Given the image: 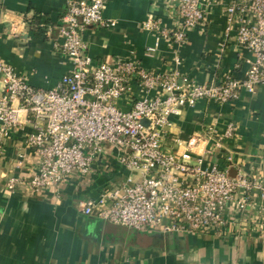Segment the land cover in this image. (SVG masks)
Wrapping results in <instances>:
<instances>
[{
	"label": "built area",
	"instance_id": "2783aa9c",
	"mask_svg": "<svg viewBox=\"0 0 264 264\" xmlns=\"http://www.w3.org/2000/svg\"><path fill=\"white\" fill-rule=\"evenodd\" d=\"M168 1L179 26L163 28L160 19L149 15L142 29L183 46L187 32L205 21L204 3L210 0ZM106 2L68 1L55 27L52 48L70 68L51 88L31 85L0 57V160L4 138L25 124L31 128L25 145L37 157L34 170L25 177L9 178L5 190L13 192L24 185L40 192L61 186L73 175L86 179L98 157L114 149L120 153L119 163L140 172L141 178L129 186L106 188L97 199L79 198L80 212L137 231L225 236L232 218L243 216L250 204L264 208V180L252 178L240 167L230 174V167L216 160L206 164L214 153L194 151L199 137L175 139L176 150H168L164 134L171 117L200 100L227 104L264 86V0L224 3L226 35L234 33L235 42L250 57L243 59L245 70L240 76L229 74L217 85L198 83L178 70L168 74L146 70L133 60L95 62L83 33L89 27L115 25L103 15ZM16 29L11 27L14 36ZM134 85L138 95L124 110L117 101L132 94ZM232 131L229 125L222 137H230ZM221 138L209 131L203 142L220 149Z\"/></svg>",
	"mask_w": 264,
	"mask_h": 264
},
{
	"label": "crops",
	"instance_id": "0c3cea01",
	"mask_svg": "<svg viewBox=\"0 0 264 264\" xmlns=\"http://www.w3.org/2000/svg\"><path fill=\"white\" fill-rule=\"evenodd\" d=\"M68 1L0 0V57L35 87L51 88L70 68L52 48L55 27ZM226 2L204 3L205 21L187 32L183 46L142 29L149 15L160 19L163 28L179 26L168 0H107L103 15L115 25L89 27L83 39L95 62L133 60L146 70L163 74L178 70L198 83L217 85L229 74L240 76L245 70L243 59L250 57L237 45L234 33L226 35ZM13 25L17 27L15 36L11 34ZM155 43L154 51L148 53ZM137 95L134 85L132 94L119 99L117 105L128 110ZM229 125L232 134L224 138ZM209 131L216 139L222 137L220 149L203 142ZM30 132L25 124L4 138L0 264H264V208L259 204H250L243 216H233L229 233L222 237L137 231L80 212L76 207L79 198L97 199L106 188L129 186L141 178L140 172H131L119 163L120 153L114 149L98 157L86 179L73 175L57 188L33 192L20 185L7 192L9 178L28 176L36 167V154L25 145V134ZM192 137L201 140L194 148L196 153L213 151L206 164L216 160L220 166L230 167V174L240 167L252 178L264 180V86L252 94L242 93L231 103L200 100L184 108L171 117L164 146L174 151L175 139Z\"/></svg>",
	"mask_w": 264,
	"mask_h": 264
},
{
	"label": "water",
	"instance_id": "95a60500",
	"mask_svg": "<svg viewBox=\"0 0 264 264\" xmlns=\"http://www.w3.org/2000/svg\"><path fill=\"white\" fill-rule=\"evenodd\" d=\"M142 123H143L144 125H147V124H148V121L145 120V119H143V120H142Z\"/></svg>",
	"mask_w": 264,
	"mask_h": 264
},
{
	"label": "rangeland",
	"instance_id": "374dc122",
	"mask_svg": "<svg viewBox=\"0 0 264 264\" xmlns=\"http://www.w3.org/2000/svg\"><path fill=\"white\" fill-rule=\"evenodd\" d=\"M3 192H5L4 190H3ZM4 194V193H3ZM6 195V194H5Z\"/></svg>",
	"mask_w": 264,
	"mask_h": 264
}]
</instances>
